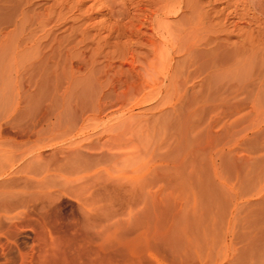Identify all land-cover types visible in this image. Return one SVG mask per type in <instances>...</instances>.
<instances>
[{
  "label": "rangeland",
  "instance_id": "1",
  "mask_svg": "<svg viewBox=\"0 0 264 264\" xmlns=\"http://www.w3.org/2000/svg\"><path fill=\"white\" fill-rule=\"evenodd\" d=\"M169 1L0 0V188L26 176L47 196L125 118L135 181L113 179L105 204L92 198L96 213L108 205L109 264H264V0H194L196 13L157 15ZM179 36L198 50L179 52ZM164 40L174 49L167 80L168 60L150 68ZM124 81L145 82L148 99L120 108ZM103 103L85 136L67 140L63 126L78 129ZM77 193L62 197L66 216L90 199ZM99 226L81 230L86 247L98 246ZM19 232V252L0 246V264H66L75 252L70 242L56 261L32 228Z\"/></svg>",
  "mask_w": 264,
  "mask_h": 264
},
{
  "label": "bare ground",
  "instance_id": "2",
  "mask_svg": "<svg viewBox=\"0 0 264 264\" xmlns=\"http://www.w3.org/2000/svg\"><path fill=\"white\" fill-rule=\"evenodd\" d=\"M193 1L194 0H176V2H173V3L169 1L168 3H165V6H163V4L160 3L161 4L160 7L161 6L162 7L161 8L158 7V10L156 13H157V15H162V17L163 16L182 14L184 12L186 13V11H189L190 13H193V12L196 13L197 11H193V10L197 9L194 7L195 5H193ZM200 1H198V2L200 3ZM166 5H168V6H166ZM196 5H197V2H196ZM183 17H184V15H183ZM196 17H198V16H196ZM201 17H202V15H201ZM188 19L191 20L193 18L190 19L188 17ZM184 21L185 20H183V23H184ZM186 21L188 22V23L186 22L187 24L190 23L188 20H186ZM192 21H194V20H192ZM159 24H162V23H159ZM187 24L184 23V25H187ZM189 25H191V24H189ZM160 26L161 27H158V25H157V27L161 30V33L164 31L167 32L168 28L165 29L166 27L164 28L162 25H160ZM185 27H186V30H188L190 28V27L188 28V25ZM191 28L194 29L193 27H191ZM168 30H170V28ZM182 32H184V31H182ZM153 33H155V32L153 31ZM162 34H161V36H162ZM168 34H167V36H168ZM188 34H191V32ZM183 35H184V33H183ZM189 37L192 38L191 35ZM158 38H162V37H159V35H158ZM179 38H180V36H179ZM179 38H178L179 42L177 40L178 43H176V45H175L179 52H183L184 54H187L189 56L193 53L192 51L198 50L197 46L186 45L185 42H184L185 45H184V43L180 44V43H182V41H180V40H183V38L182 37L180 39ZM157 48H159V46ZM157 48L155 49V51L153 53L155 62L151 63L150 68H151V66L154 67L157 64L165 63L164 61L168 60L167 65L162 64L164 66L163 68H164L165 74H166L164 79L167 80L170 77L169 75H170V71L172 69L170 63L173 60V58L171 56L174 52V49L172 48V45H170L168 42L165 43V40L163 42V47H161L160 50H158ZM188 59H189V57H188ZM186 65H187V63H186ZM158 67H160V66L157 65L156 68H158ZM178 76H179V73H178ZM170 79L172 80V77ZM174 79H175V77H174ZM174 79L172 82H171V80H169L171 82V84L172 83L176 84V81H174ZM143 80L145 82L147 81L146 79H143ZM139 82L137 84L135 82L130 83L129 81H124L122 83V86H121L122 90L119 93V99L121 101H118V103H117L120 105V108L125 107L130 100L138 99L139 95L142 94L141 93L142 92L141 91V85L142 84H140ZM145 82H143L144 85H142L143 89L149 87V86H147L148 84L146 85L147 87H145ZM180 82L182 83V78L180 79ZM168 84H170V83H168ZM169 86H171V85H169ZM173 86L175 87V85H173ZM178 88H179V86H178ZM172 90L176 94V92H177L176 88H172ZM144 96L145 97H142V96L141 97L143 99H145L147 95H144ZM174 98H175V96H174ZM147 99H148V96H147ZM179 99H180V95L177 99H173L172 101H176ZM183 99H184V97H183ZM141 100L139 98V100H137V101H141ZM163 101H165V98ZM107 107H108L107 103H103L101 106H99V107L97 106L96 112L93 110H90V111L88 110L86 113H84V115L82 114L81 123L79 122L80 127L78 126V129H71V127L68 128V126L65 127L66 126V124H65L63 126L64 127L63 128L64 130L62 132L63 135L67 136V140H68V137L70 139V138H74V137L83 136L84 134L87 133L86 132L87 125L89 127V124H92L95 121H98L100 119V115L103 113V111L106 110ZM172 107H174V106H172ZM172 109H170V110L173 111ZM174 109H175V107H174ZM121 119H122V117H121ZM128 119H130V118H128ZM74 122H76V121H74ZM120 123H121V125H120L119 129H122V127H123L122 131H124L126 128L125 118L122 121H120ZM76 124H77V122H76ZM55 126H56V124H55ZM59 126H61V124ZM74 126H75V124H72L73 128H75ZM128 126H127V129H128ZM54 127H52V128H54ZM57 127L58 126H56V129H57ZM61 128L62 127H58V129L60 131L62 130ZM65 129H67V130H65ZM48 130H46V131H48ZM40 131H43V130H40ZM122 131L119 134L107 136L104 140L102 139V137H101V139L97 138V141L99 142V144L97 145L98 147H95L93 145L94 146L93 148L96 151V153L94 154V152L91 151L93 154L89 157L90 161H89V158H88V160H87L88 162H87L84 159L80 160L79 159V158H81L80 156H79V158H76L74 156V158H76V159H74L72 157L75 160L74 163L76 162V165H74V163H73V165H74L73 167L68 168V166H67V168H68L67 171L66 170H65V172L62 171V173L59 174V177L63 179V184L60 185V183H59V186L57 185V188L53 187L54 189H52V190L49 189L47 196H46V194L43 195L39 192H34V191L29 190L30 189V188H28V181H29L28 179L29 178L26 176L24 178L20 177L18 180L15 179L16 181L12 180L11 182H9V181L5 180L3 182V183H5L6 186L1 185L3 187L0 188V246L5 248L7 256L11 257L14 254V252H19V250H20L19 246L21 245V239H20L21 233L19 231L23 227L24 228L30 227L35 231V235L41 239V241H39V242H44L43 243L44 247H41V248H44V253L47 254L46 257H48L50 255V258H51V255L55 256L58 252H59V254L61 252H64V254H66V257H67L68 253H66L64 251V249L65 250L67 249V247H65V245L67 244L66 246H68V243H69V245L71 243H74L73 247H75V252L73 251V253L70 256L68 255L66 260L65 259L62 260L61 261L62 263L64 261V263L66 262V264H109L110 259H109V255H108L109 254L108 253L109 248H108V234H107V232H108L107 225L108 224L105 226V223H108V222H106V218H107L106 215H108L109 213L106 214V212H104L108 208V205H106V209L104 211H103V208H105V205L102 208L100 207L103 212L100 211L99 207L96 208L98 210L96 213V212H94L96 210H94V208L92 206V205H94L93 204L94 202H92V198L94 199L96 196L98 198V199L96 198L97 200H101L100 202L97 201L99 203H97L96 205H99L101 202L103 203L104 201L108 202L109 201L108 199L110 198V197H108L110 195V190H109L110 188L108 189V185L113 182V179H117V180L122 179V181L125 182L126 180H132L133 177L135 176L134 174H135L137 169L129 168V165H128L129 161L133 158V154H130V153L124 151V149H126L125 147H127V145L129 144L130 139H125L126 134H124V132L122 133ZM51 133H53L52 135H54V132H51ZM56 133H59V131ZM52 135H50L49 137H51ZM60 136H62V135H60ZM65 136H63V137H65ZM37 137H39V136H37ZM46 137H47L46 143H48V144L52 143L53 144V142H55V141H51V142L49 141L50 142L49 143L48 140H50L51 138H48L47 134H46ZM54 137H56V136H54ZM57 138H58V135H57ZM52 139H53V136H52ZM62 140L61 141L59 140V142H62ZM67 140L65 139L64 141H67ZM101 140H103V142ZM40 141H41L40 138L39 139L36 138V140H35L36 143H35V145H33L34 146L33 148H35V149L37 148V151L39 150V148H43V147L39 146V145L44 144V143H41ZM100 142H101V144H100ZM54 145H56V143H54ZM29 151H31V150H29ZM32 151L35 152L36 150L32 149ZM28 153H31V152H28ZM73 153L75 154V152H72V153L70 152V154L68 153V155L72 156ZM83 156H85V155H83ZM67 158H69V157H67ZM67 158L65 160H68ZM72 162H73V160H72ZM116 165H121V166H119L117 168L118 169L117 174L112 175L111 173L116 168ZM70 166H72V165H70ZM3 167H1V169H0V177H2L6 173V172L5 173L1 172L3 170L2 169ZM5 176H4V178H5ZM6 183H8V184H6ZM120 183H122V182H120ZM74 192L75 193L78 192L77 194L79 196L76 195L77 197H80L81 195L85 196L84 194L89 193L88 195L91 199V202L89 201L90 200L89 198H85V199L79 198V200L81 202H79V200L77 199L78 200V201L76 200L77 202H73V204H71L70 215L66 216L65 213L63 212V209L61 208V206H62L61 203L64 201V200H62L63 199L62 197L68 193L73 194ZM83 196H81V197H83ZM107 197H108V199H107ZM105 203L106 202H104V204ZM100 213H101V215H98ZM67 219H70L72 222L68 223ZM108 219H109V215H108ZM90 225L91 226H99V225L103 226V227L99 226V229L102 228V230L100 229L102 232L100 233L101 236L98 237V239L100 238L99 244L95 248H92V247L90 248L89 247L90 245L88 247H86L84 245L85 238H83V236L85 237V233L81 232L82 229H86ZM86 230L88 231V229H86ZM79 232L81 233L82 236H76ZM82 233H84V234H82ZM81 237H82V239H81ZM43 244H41V245H43ZM92 244H94V243H92ZM63 247H65V248H63ZM61 248H62V250H61ZM42 253H43V251H42ZM57 256H58V259H57ZM57 256H56L57 260L56 259H54V260H56V261L59 260V262H60L59 255L57 254ZM64 256L62 255L63 258H64ZM44 257H45V255H44Z\"/></svg>",
  "mask_w": 264,
  "mask_h": 264
}]
</instances>
